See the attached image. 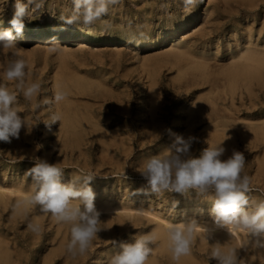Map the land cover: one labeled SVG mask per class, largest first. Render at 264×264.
<instances>
[{
    "label": "rangeland",
    "instance_id": "374dc122",
    "mask_svg": "<svg viewBox=\"0 0 264 264\" xmlns=\"http://www.w3.org/2000/svg\"><path fill=\"white\" fill-rule=\"evenodd\" d=\"M23 2L25 24L43 31L83 32L101 41L38 46L25 41L23 33L15 40L19 49L0 48V83L16 92L19 115L26 119L18 139L0 142V192L6 191L0 200V247L5 251L0 264H108L122 244L151 232L155 240L148 260L184 264L165 249L172 225H181L186 235L191 225L186 264H219L213 256L217 250L233 253L235 264H264V236L242 227L236 228L238 233H214V189L138 191L147 188L140 174L143 161L166 152L179 135L194 138L190 151L195 157L221 144L225 159L233 150L242 152L246 163L241 175L250 177L249 207L264 201V64L249 83L251 98L238 89L232 105L210 104V97L226 88L224 70L248 64L247 56L264 57V0H106V10L89 21L74 0ZM15 3L0 0V20L9 24ZM213 26H219L218 33L211 32ZM159 36L156 44H144ZM131 37L138 45L124 43ZM53 44L59 45L55 51ZM10 57L24 59L26 83L42 86L31 100L23 97L16 81L3 76ZM62 90L67 93L63 101L41 103ZM207 101L216 107L219 120L246 125L213 130L212 124L195 122L207 113ZM248 104L251 116L241 110ZM53 115L59 116L56 123ZM214 132L222 138L218 143L210 142ZM37 158L59 162L65 183L85 174L95 177L90 186L102 224L84 254L67 250L71 224L42 213L37 205H19L29 198L32 182L25 173Z\"/></svg>",
    "mask_w": 264,
    "mask_h": 264
},
{
    "label": "clouds",
    "instance_id": "9594fccd",
    "mask_svg": "<svg viewBox=\"0 0 264 264\" xmlns=\"http://www.w3.org/2000/svg\"><path fill=\"white\" fill-rule=\"evenodd\" d=\"M74 3L77 10L83 9L86 21L106 10V0H74ZM14 8L9 21L11 27L0 31V48H20L15 40L23 36L27 6L23 0H16ZM58 47V44H53L51 50L55 51ZM25 68L24 59L10 57L3 76L8 81H16V88L22 92L23 97L31 100L41 92L42 86L37 82L26 83ZM66 97V92L56 91L52 98L43 97L41 103H59ZM16 105V92L9 91L5 84L0 83V142L10 143L13 138L18 139L22 128L26 127V119L19 115ZM52 120L56 123L59 116L53 115ZM193 139L177 135L166 152L147 157L140 173L147 182V188L138 191L145 194H160L163 191L182 194L189 189L200 193L214 189V224H234L249 230L254 236H264V201L249 207L247 193L250 177L241 175L246 163L245 155L233 150L225 159L226 149L221 144L208 146L195 157L190 151ZM25 175L31 177L32 182L27 203L39 206L42 213H51L59 222L71 224V240L67 250L73 255H76L77 250L84 254L93 237L100 231L98 224L101 223V213L95 206L96 194L90 186L95 177L85 174L75 180L62 182L64 170L59 167V162L49 163L41 158H37V162ZM28 227L39 231L37 225L29 224ZM186 231L187 235L181 225L171 226L174 260L189 253L191 225L186 226ZM154 240L153 232L138 235L134 243L122 244V250L114 254L108 264H145L153 251L150 245ZM213 256L218 258L219 264H235L233 253L222 255L217 250Z\"/></svg>",
    "mask_w": 264,
    "mask_h": 264
},
{
    "label": "bare ground",
    "instance_id": "6f19581e",
    "mask_svg": "<svg viewBox=\"0 0 264 264\" xmlns=\"http://www.w3.org/2000/svg\"><path fill=\"white\" fill-rule=\"evenodd\" d=\"M10 27L11 26L5 22V19L0 20V31H3V30L8 29ZM174 30L175 31L176 30H180V27H175ZM218 31H219V26H213L212 29H211V32L213 34L214 33H218ZM23 33L25 34V41H27V42L29 41L30 42V41L34 40V41H36L35 44L38 45V46H44L47 41H50L49 43H51V42H57V43L69 42V44H82V45H86V43H88L90 41H101V39H99V38L96 39L95 36H93L91 34H86V33H83V32H75V33L66 34L60 28H54V29H50V30H47V31H43L40 27H38L36 25H32V24L31 25L30 24H25V27L23 29ZM160 38H161V36H159L158 38H150L148 41L144 42V44L147 45V46H152V45L156 44L157 41H158V39H160ZM124 43H128V44L129 43H135V45H138V41L134 37L125 39ZM237 60H241V58H238ZM237 60H235V61H237ZM245 61L248 64L245 63V65H244V63H243V65H239L238 63H234V64H232V66L228 67L226 70H224L222 72V75H224V79L226 81V86H225L226 88L223 90V93H220V94L218 93V95L215 94V95H213V96L210 97V104L211 105H213V106H217L218 105L219 106L220 103L221 104H225V103H228V102L232 105L233 100H235V93L237 92L238 89H240V92L242 94L243 93H247L248 94L247 96L249 98L252 97L250 95V93H249L250 92L249 91L250 90L249 83L251 82V80H252L253 77H255V78L256 77H259V74L257 72L259 71V69L261 68V66L264 64V57L263 56H259L258 57V56H255V55H253V56H247L245 58ZM202 73L205 74V71H202ZM62 91H64V90H62ZM246 99H248V98H246ZM207 102H206V105H205L206 110H207V113L201 114L200 117L198 119H196L195 122H202L203 124L204 123L212 124V127L211 128L213 130H216L218 127L225 128L227 126H232V125H233L232 127H237V126L244 127L246 125L245 123H240V125H235L233 123H227L226 121L219 120V117L216 114L217 113L216 107H212L209 104V102H208V104H207ZM252 108L253 107H251V105L248 104V105L244 106L243 108H241V110L243 111L244 114H246L248 116V115L251 114V109ZM255 123H257V122H255ZM66 126H67V124H66ZM262 134L264 135V132H262ZM221 140H222V138L221 137L219 138L218 135L215 134V132H214V134H211V139H210V142L211 143H218ZM64 146L66 147V146H68V144L65 143ZM5 192H0V200L2 199L1 196L3 194H5ZM10 194H12V193H10ZM10 198H11V196H10ZM27 201H28V198H25L23 200H20L19 205L20 206H24V205H26ZM20 208H23V207H20ZM97 210H98V208H97ZM115 225H118V224H115ZM213 227L215 228L214 233H216V232L219 233V231H220V232H224V234H227L228 232L226 230H230V233H238L237 230H236L237 226L234 225V224H222V225H220V228H218V225H215ZM108 231H110V230H108ZM156 237H159V236H156ZM165 242H166L165 243V246H166L165 249H168L169 251H171L170 253H172V255H173V252H172L173 244H172V241H171L170 237L169 238H166ZM162 249H161V251H162ZM4 252H5L4 249H2L0 247V261L2 260V262L5 260L4 257H3L5 255ZM156 254H158V251L156 252ZM165 257H167V256H165ZM172 258L170 260H172ZM188 258L189 257H187L186 255H181V257L179 258L178 262L179 263L186 264L188 262V260L190 259V258L189 259ZM148 259L145 261V264H153L152 260H148Z\"/></svg>",
    "mask_w": 264,
    "mask_h": 264
}]
</instances>
